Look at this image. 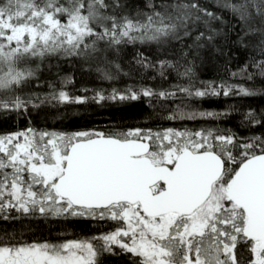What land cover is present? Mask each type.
<instances>
[{"label": "trees", "instance_id": "16d2710c", "mask_svg": "<svg viewBox=\"0 0 264 264\" xmlns=\"http://www.w3.org/2000/svg\"><path fill=\"white\" fill-rule=\"evenodd\" d=\"M0 13L88 19V33L57 52L40 48L10 60L0 53L13 73L6 83L0 77V139L24 134L65 154L95 136L137 139L156 163L165 151L174 158L212 151L223 170L209 198L191 215L152 219L159 223L152 236L172 264L253 263L245 212L226 190L247 159L264 154V0H0ZM44 155L37 165L49 164ZM7 158L0 155V250L38 245L61 253L83 241L93 258L80 264H149L126 243L102 242L125 229L123 216L75 207L57 194L65 160L44 182L27 162L21 168ZM211 200L191 234L189 218Z\"/></svg>", "mask_w": 264, "mask_h": 264}, {"label": "water", "instance_id": "95a60500", "mask_svg": "<svg viewBox=\"0 0 264 264\" xmlns=\"http://www.w3.org/2000/svg\"><path fill=\"white\" fill-rule=\"evenodd\" d=\"M147 142L95 136L72 143L57 194L73 206L104 209L121 202L138 204L146 217L169 212L191 215L204 204L222 174L212 151L181 152L171 167L156 165ZM162 183L164 188L154 191ZM230 196L247 219V234L264 246V154L247 159L233 177Z\"/></svg>", "mask_w": 264, "mask_h": 264}, {"label": "rangeland", "instance_id": "374dc122", "mask_svg": "<svg viewBox=\"0 0 264 264\" xmlns=\"http://www.w3.org/2000/svg\"><path fill=\"white\" fill-rule=\"evenodd\" d=\"M33 17L37 19V22L33 21ZM19 19L20 17L17 15L11 16L0 13V53L5 55L7 60L13 59L17 53L41 52L40 48L49 47V49H52L50 52H57L64 46L80 40L88 33L86 25L88 19L86 18V20L79 16H73L61 22L49 14L33 13L26 17L24 21ZM20 62L25 67L31 66L26 65V60H21ZM3 66L0 65V77H3V83H6L13 73L10 69H4ZM17 72L19 74L23 73L20 69ZM51 141H54V139L52 138ZM165 152L163 154L170 157V152ZM43 154H45L47 161L49 160V164L37 165L35 160L43 159ZM0 155L7 156L11 163H15L14 161L20 163L21 166L19 167L21 168L27 162L28 171L38 176H43L44 182L51 181L60 174L66 157L63 150L51 148L49 144L45 146L34 144L33 140L24 134L1 138ZM231 183H229L226 190L228 196H230ZM220 193L221 190H217L216 194L218 196ZM212 201H209L189 218L188 231L191 234L199 232L200 228H202L208 212L213 209ZM104 212V216L111 218L118 215L123 216L125 229L100 237L103 243L106 245L110 243L123 245L122 243H126L128 248L133 250L136 248L144 254L149 260V264H172L168 260L167 253L160 249L157 237L154 238L152 236V232L158 231L157 228H159L157 220H148L145 226L144 219L140 216L138 207L135 205L128 207L127 211H124L121 207H111L106 208ZM141 227L146 229V232H149L151 237L142 232L140 230ZM14 250V252L12 250H0V264H80L90 262L93 258V245L83 241L69 243L61 253H52L44 246L38 245L18 247ZM253 252L254 259L252 264H264V246L261 245L260 241H254ZM192 262L187 261L185 264H193L194 262Z\"/></svg>", "mask_w": 264, "mask_h": 264}, {"label": "flooded vegetation", "instance_id": "af4514ba", "mask_svg": "<svg viewBox=\"0 0 264 264\" xmlns=\"http://www.w3.org/2000/svg\"><path fill=\"white\" fill-rule=\"evenodd\" d=\"M148 156H149V153H148ZM176 158L177 157L174 158L172 156L171 157H166L165 156L164 159L161 162H159V163L153 162V163L156 164V165H167V166L171 167ZM153 190L154 191H157V189L155 187H153ZM134 205L136 206V204H128V203L121 202V203H118V204H112V205H110L107 208H111V207H121L122 209H124V211H127V208L128 207L134 206ZM104 209H106V208H104ZM157 218H158L157 216L155 218L154 217H146L147 220H152V219H157Z\"/></svg>", "mask_w": 264, "mask_h": 264}]
</instances>
